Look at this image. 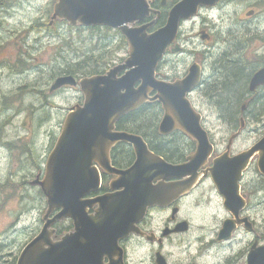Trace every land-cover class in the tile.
I'll list each match as a JSON object with an SVG mask.
<instances>
[{"label":"water","instance_id":"obj_1","mask_svg":"<svg viewBox=\"0 0 264 264\" xmlns=\"http://www.w3.org/2000/svg\"><path fill=\"white\" fill-rule=\"evenodd\" d=\"M154 0H57L53 5L51 23L64 19L71 25H105L118 28L128 41V57L103 74L76 79L64 74L54 79L49 92L64 86H78L82 103L66 113L59 136L45 163L43 178L36 177L46 198L43 225L21 250L16 264H70L68 258H82L89 264H102L104 255L119 239L136 229L134 226L153 204H160L165 195H175L190 184L165 186L161 180L193 172L209 156L211 145L201 127V113L193 107L188 95L200 84V66L193 63L182 78L174 81L158 79L155 70L170 44L176 53L180 22L198 14L200 7L215 6L219 0H178L169 9L166 22L150 34L129 24L141 21L151 10ZM208 34L202 32L201 39ZM121 70L125 72L118 76ZM139 82L137 86L135 84ZM264 82V68L254 74L251 87ZM154 92L153 95H150ZM159 102L163 109L158 131L167 136L179 129L197 141V149L181 163H169L152 152L140 135L114 131L115 123L136 110L145 101ZM122 141L133 146L135 160L126 169H112L117 176L109 182L110 193L85 198L99 190L101 177L93 162L105 169L109 149ZM257 154L259 170L264 174V135L252 146L229 157L221 155L214 162L216 183L222 187L231 175L235 180ZM159 181L154 185L153 182ZM96 205L93 214L88 208ZM54 213V214H53ZM53 214L52 217H49ZM64 218L73 222V230L59 241L51 237V226ZM232 220L224 223L220 234H230ZM251 254L249 257H253ZM116 260L111 264H116Z\"/></svg>","mask_w":264,"mask_h":264},{"label":"rangeland","instance_id":"obj_2","mask_svg":"<svg viewBox=\"0 0 264 264\" xmlns=\"http://www.w3.org/2000/svg\"><path fill=\"white\" fill-rule=\"evenodd\" d=\"M166 1L170 6L178 0ZM55 2L10 0L0 5V243L6 238L5 244H12L3 246L6 251L1 259L8 258L9 251H19L43 224L45 196L29 184L38 176L34 160L31 158L32 172L25 162L29 156L23 151L34 147L37 157L45 148L46 157L67 109L83 99L78 86L49 92L50 84L66 74L69 66L81 63L80 73L96 70L98 64L107 69L121 63L117 59L127 53V43L117 30L71 27L65 21L46 28ZM251 10V16L258 13V24L249 17ZM202 30L210 35L207 43L200 39ZM260 37L264 39L263 0H220L213 7H202L197 17L181 22L178 41L185 54L168 56L162 73L179 78L190 63H201L205 75L194 103L208 121L217 122L216 100L221 97L209 93L210 85L218 82L223 63L234 65L241 54L250 59L253 51L261 48ZM223 110L231 113L232 108ZM152 115L148 110L138 119L152 121ZM211 132L214 138L230 134L225 129L211 128ZM252 136L256 134L244 132L233 141L234 149L248 147Z\"/></svg>","mask_w":264,"mask_h":264},{"label":"flooded vegetation","instance_id":"obj_3","mask_svg":"<svg viewBox=\"0 0 264 264\" xmlns=\"http://www.w3.org/2000/svg\"><path fill=\"white\" fill-rule=\"evenodd\" d=\"M150 6L151 10L148 14L133 25L134 27L147 25L145 29L141 28L144 35L152 33L165 23L170 7L167 5L166 0H154L150 3ZM250 12L253 14L254 10ZM249 17L253 18L254 16L250 15ZM254 20L258 24V13L255 14ZM208 37L209 39L203 40L204 43L210 40L209 35ZM261 38H257V40ZM261 40V48L253 51L250 59L241 54L239 58L235 59L234 65L223 63L220 66L225 70L228 66L235 67L236 71H240L242 79L240 78L239 87L234 90V96L237 98L235 106L231 107L227 103V106L232 108L231 115L226 116L225 113L220 114L217 112V122H210L201 113V127L205 130L211 145V152L207 159L201 162L193 172L180 177L161 180L165 186H177L182 183L190 185L178 194L164 195L160 199V204L149 206L144 216L135 223L134 226L137 230L119 239L109 255L103 256L102 264H111L114 260H116V264H264V174L258 168V155L255 154L251 158L237 180L230 175L222 187H219L216 183L219 176L213 168L214 161L221 155L232 157L252 146L264 135V82H259L252 87L250 85L254 74L264 68V39ZM182 54H185L183 50L176 55H172L179 56ZM170 55L171 53L167 52L165 60L160 62L156 68L155 75L157 78L174 79L168 74L162 73V71H166L165 65L162 64L167 61ZM125 58L122 56L117 60L123 62ZM114 61L116 60H113V63ZM115 65L117 64L114 63L112 67ZM200 65L202 81L205 72L204 66L201 63ZM187 70H183L182 73L178 74L179 77H182ZM124 72L125 70H121L117 75L120 76ZM222 72L225 73V71ZM223 73L220 76L226 77ZM222 81V93H224L227 79ZM138 84L139 82L135 86ZM202 85L201 82L189 94V98L196 109L194 94L198 90L201 91ZM153 94L154 92L150 95ZM147 102L152 101H146L145 103ZM146 105L153 104L142 105L133 113L139 112ZM117 123L114 131L141 135L149 148L151 142L159 144L162 142H178L179 140L181 142H178L180 145L179 150L182 155L179 156L177 162L165 159L170 163L186 161V157L192 155L197 149V141L179 129H175L168 136H162L158 132L159 121H131L128 124L127 122L124 123L123 127H118ZM131 128L135 130L136 128H142L145 132L131 131L129 130ZM211 128L225 129L230 133L229 137L214 138ZM247 131L256 134V137L252 136L253 141L247 144L248 147L235 150L233 141ZM23 153L29 156L25 159V162L29 163L30 169L32 170V158L35 162L33 165L35 175L43 177L47 157V155L45 157V148L43 153L37 157H34L36 153L34 147L25 149ZM108 156L107 170L99 161L93 162V166L96 167L101 177V186L98 191L90 193L85 198L112 192L109 182L117 176L112 172V169H126L131 166L136 158L133 146L122 141H118L111 146ZM158 182L155 181L153 184L156 185ZM95 208L96 205L88 208V214H93ZM49 217H52V215L50 214ZM228 220H232L234 228L230 234H220L224 223ZM54 227H56V233L52 234L51 237L54 241H59L73 229V222L69 218H64L55 223ZM35 236L33 235L26 240L19 251L13 253L9 251V258L14 260V264H16L22 248ZM4 240L7 242L6 238ZM3 246L11 247L12 244H4ZM5 251L2 247L0 255ZM140 253L143 255L139 256ZM251 254H254V256L249 257ZM68 260L70 264H89L88 261L82 258H68ZM65 263L64 260H61V264Z\"/></svg>","mask_w":264,"mask_h":264},{"label":"trees","instance_id":"obj_4","mask_svg":"<svg viewBox=\"0 0 264 264\" xmlns=\"http://www.w3.org/2000/svg\"><path fill=\"white\" fill-rule=\"evenodd\" d=\"M10 1V0H0V5H6V3ZM51 19L48 20L47 24H46V28L48 29H52L53 27V24L59 22V21H62L61 19H55L52 23L50 22ZM69 25V24H68ZM71 27H83L81 25H75V26H72V25H69ZM101 26H89V27H84V28H100ZM109 30H111V28L109 27H105ZM229 65V64H228ZM102 65L98 64V69L96 70H93V71H90V72H82L80 73L79 70L81 71L82 68H83V65L81 63L77 64L76 67H72V66H69L67 67V69L65 70L66 74H72L73 76L79 78V77H82V76H89V75H93V74H98V73H102L104 72L106 69L105 68H101ZM79 69V70H78ZM102 69V70H101ZM222 71H225V73H223V75L226 77H221L219 76V80L217 83H212V86L210 85V90H209V93L210 94H220L219 97H221L220 100H216L217 102V105H219V113L220 114H223L225 113V111L223 110V107H227V103H229V105L231 107H234L235 106V102L237 100L236 96H234V90H236L239 85H240V78L242 79V75L240 74V71L237 70L236 71V68L233 67V66H228L227 70L225 69H222ZM221 75V74H220ZM225 80L227 79V85H225L226 89L224 91V93H222V90H223V86H222V80ZM148 110H151L153 111V115L151 117V120L154 122V121H157L158 120V116H159V111L161 110L160 109V106L159 104H153V105H146V106H143L142 109L139 111V112H134V113H131L125 117H123L122 119H120V121L117 123V126L118 127H123L124 126V123L127 122L130 123L131 121H142V120H139L138 118H143V116H140L141 114H145L146 111ZM226 114H232V111L231 113H226ZM138 119V120H137ZM144 122H150V121H145L143 120ZM149 128V127H148ZM131 131H134L135 129L131 128L129 129ZM135 131H142V132H145L144 129L142 128H136ZM144 134V133H143ZM53 145V144H52ZM179 143L178 142H162V143H159V144H153L151 142V145H150V149L152 151H154L156 154L164 157L166 160H170L172 162H177L179 160V156L182 155V152L179 150ZM6 243V240H2V243H0V249L3 247V245ZM1 256L0 255V264H14V260H10V258H4V259H1ZM6 257V256H5Z\"/></svg>","mask_w":264,"mask_h":264}]
</instances>
